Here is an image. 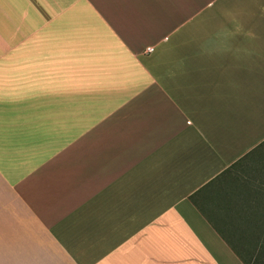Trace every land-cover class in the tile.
Returning <instances> with one entry per match:
<instances>
[{"label":"crops","instance_id":"crops-1","mask_svg":"<svg viewBox=\"0 0 264 264\" xmlns=\"http://www.w3.org/2000/svg\"><path fill=\"white\" fill-rule=\"evenodd\" d=\"M263 141L264 0H0V264H245Z\"/></svg>","mask_w":264,"mask_h":264},{"label":"trees","instance_id":"trees-1","mask_svg":"<svg viewBox=\"0 0 264 264\" xmlns=\"http://www.w3.org/2000/svg\"><path fill=\"white\" fill-rule=\"evenodd\" d=\"M196 195L189 197L193 204ZM232 226L244 263L264 264V141L232 164Z\"/></svg>","mask_w":264,"mask_h":264},{"label":"rangeland","instance_id":"rangeland-1","mask_svg":"<svg viewBox=\"0 0 264 264\" xmlns=\"http://www.w3.org/2000/svg\"><path fill=\"white\" fill-rule=\"evenodd\" d=\"M161 12H158V14H160ZM162 13H165V14H167V13H169V12H165L164 10L162 11ZM173 14H172V17L170 18H168V20H166V22L168 23V25L170 24V23H172V24H175V23H180V22H182V21H184L185 20V17H187L188 15H190V14H192V13H194L193 11H182V12H172ZM157 14V15H158ZM197 17V16H196ZM199 18H201V17H199ZM194 21H197V20H194ZM191 29H192V27H188V26H185L184 28H183V31L180 33V34H178V35H175V36H172V38H171V41L168 43V44H170V45H174L173 47L174 48H176L177 50H180V41L181 40H179L180 39V37H181V35H183V34H188V33H190L191 32ZM211 30L212 29H209L208 31H206V33L207 34H211Z\"/></svg>","mask_w":264,"mask_h":264},{"label":"built area","instance_id":"built-area-1","mask_svg":"<svg viewBox=\"0 0 264 264\" xmlns=\"http://www.w3.org/2000/svg\"><path fill=\"white\" fill-rule=\"evenodd\" d=\"M146 53H150V52H152L153 51V48H151V47H148V48H146Z\"/></svg>","mask_w":264,"mask_h":264}]
</instances>
